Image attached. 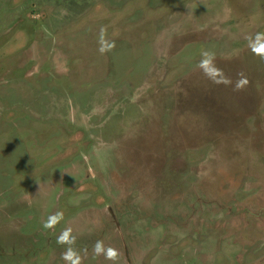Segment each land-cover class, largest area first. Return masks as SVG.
<instances>
[{"label": "rangeland", "instance_id": "1", "mask_svg": "<svg viewBox=\"0 0 264 264\" xmlns=\"http://www.w3.org/2000/svg\"><path fill=\"white\" fill-rule=\"evenodd\" d=\"M258 32L264 0H0V264H65L66 228L82 264H264Z\"/></svg>", "mask_w": 264, "mask_h": 264}, {"label": "clouds", "instance_id": "2", "mask_svg": "<svg viewBox=\"0 0 264 264\" xmlns=\"http://www.w3.org/2000/svg\"><path fill=\"white\" fill-rule=\"evenodd\" d=\"M106 28L100 29V40L98 51L101 55L112 51L115 48V41L109 42L106 39ZM248 47L254 58L264 62V33H256L254 37L249 38ZM201 60L197 67L201 70L205 78L209 79L214 84H230L231 80L226 77L223 70L215 65V53L208 50L201 52ZM248 84V80L243 73L238 74V79L235 83L234 90L240 91ZM63 220V213L56 212L48 217L43 222L45 229H54L55 226ZM56 243L61 246H66L65 252L62 253V259L65 264H82V256L79 251L74 247L76 238L72 235V231L69 228L63 230L57 237ZM84 255H87V250H83ZM94 256L99 257L101 255L108 261H112L113 264L118 260L119 252L112 247H105L103 241H97L92 248Z\"/></svg>", "mask_w": 264, "mask_h": 264}]
</instances>
